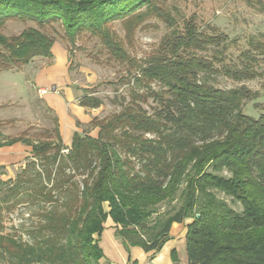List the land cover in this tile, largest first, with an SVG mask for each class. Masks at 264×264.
I'll use <instances>...</instances> for the list:
<instances>
[{
    "label": "trees",
    "instance_id": "trees-1",
    "mask_svg": "<svg viewBox=\"0 0 264 264\" xmlns=\"http://www.w3.org/2000/svg\"><path fill=\"white\" fill-rule=\"evenodd\" d=\"M151 19L168 32L139 59L129 50ZM9 22L34 26L6 36ZM179 25L167 0H0V75L53 59L59 35L72 47L96 39L102 49L91 58L125 70L112 101L120 110L88 124L96 136L75 132L67 146L57 117L52 129L0 143L32 148L31 161L16 180L0 182V192L11 185L8 209L32 203L41 218L31 242L4 234L0 219L8 264H102L107 228L127 251H152L175 223L186 225L190 264H264V103L245 86L217 82L260 77L253 52L264 45L249 39L241 67L230 68L207 52L224 50L227 35L201 32L196 16ZM254 101L259 119L244 113ZM79 104L100 109L104 100L85 90Z\"/></svg>",
    "mask_w": 264,
    "mask_h": 264
},
{
    "label": "rangeland",
    "instance_id": "rangeland-1",
    "mask_svg": "<svg viewBox=\"0 0 264 264\" xmlns=\"http://www.w3.org/2000/svg\"><path fill=\"white\" fill-rule=\"evenodd\" d=\"M258 3V0H167V5L176 15L179 26H182L183 20L196 16L197 26L201 32L229 37L230 42L223 45L224 50L210 47L207 52L219 60L222 58L221 60L230 68L241 67L239 55L249 48V39L255 38L264 45V14L256 8L255 4ZM32 26H34L32 23L25 26L9 22L3 33L6 36L18 35ZM114 27L119 35H123L120 22H116ZM141 28L136 33L134 49L129 50L132 56L139 59L146 57L156 48L168 32L167 28L155 19L149 20ZM57 41L53 50V59H36L21 70L3 72L0 75V143L7 142L9 138L24 136L29 129L31 134L52 129L55 118L59 117L53 108L54 105L47 101V97L53 94L66 102L69 116L74 115L72 105L79 107L85 90L94 89L95 95L104 100V105L100 109L85 108L88 122H79L76 126L73 125L74 128L69 126L71 130L75 129L74 131L81 135L96 136L97 132L92 130L88 125L89 122L96 116L105 118L120 110L118 105L112 104V101L116 93V84L125 72L124 67L98 65L91 58V54H98L102 49L96 39L84 37L75 47H72L61 35L57 37ZM253 53L259 60L254 68L261 74L260 77L236 83L221 76L217 82L218 86L224 89L245 86L253 92H258L260 97L256 102L263 104L264 46L260 51ZM223 62H214L216 68H223ZM53 88L56 90L53 91ZM42 90H46L47 93H41ZM120 92L125 93V87L121 88ZM244 113L254 119H259L262 115L261 110L255 107V101L246 105ZM74 117L76 118V115ZM59 123L63 127H60L62 131L65 126L64 120H60V117ZM68 130L66 125V136ZM65 144L67 146L70 144L66 137ZM31 150V147L17 144L11 149L0 151V182L8 184V181L17 179L18 174L31 161ZM10 186L4 187L3 193L0 192V205L3 208L0 219L5 227L4 234L18 235L23 241L31 242L29 231L40 223L41 218L38 215L40 207L30 203L9 210L14 198L11 197L7 203L4 198L9 194ZM106 209L109 210L107 205ZM8 263V258L0 255V264Z\"/></svg>",
    "mask_w": 264,
    "mask_h": 264
},
{
    "label": "crops",
    "instance_id": "crops-1",
    "mask_svg": "<svg viewBox=\"0 0 264 264\" xmlns=\"http://www.w3.org/2000/svg\"><path fill=\"white\" fill-rule=\"evenodd\" d=\"M47 101L48 103L54 105V107H52L56 110L60 120H64L65 127L63 129L64 131L62 130L64 132V141L66 137L68 142L71 144V139L75 129L71 130L69 126H76L79 122H88L89 118L85 117L86 109L80 105L79 107L72 105V113L76 115V119L74 115L69 116L67 110L68 108H66V102H64L62 98H57L53 94L47 97ZM66 125H68L69 129L67 136L65 131ZM60 127L63 128L62 126ZM15 146L16 145L0 147V151H5V149H11ZM186 235V225L175 223L170 229L168 240L161 245L159 249L146 251L141 247H130L127 251L122 244L121 239L116 236L114 229L108 228V230L103 234V238L101 240V245L106 256L102 264H190L187 253Z\"/></svg>",
    "mask_w": 264,
    "mask_h": 264
},
{
    "label": "built area",
    "instance_id": "built-area-1",
    "mask_svg": "<svg viewBox=\"0 0 264 264\" xmlns=\"http://www.w3.org/2000/svg\"><path fill=\"white\" fill-rule=\"evenodd\" d=\"M41 93L46 94L47 92H46V90H42Z\"/></svg>",
    "mask_w": 264,
    "mask_h": 264
},
{
    "label": "water",
    "instance_id": "water-1",
    "mask_svg": "<svg viewBox=\"0 0 264 264\" xmlns=\"http://www.w3.org/2000/svg\"><path fill=\"white\" fill-rule=\"evenodd\" d=\"M56 89L55 88H53V91H55Z\"/></svg>",
    "mask_w": 264,
    "mask_h": 264
}]
</instances>
